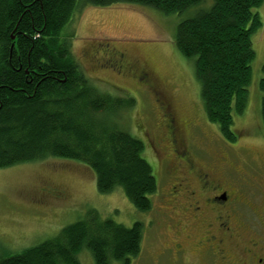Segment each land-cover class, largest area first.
Masks as SVG:
<instances>
[{"label": "trees", "instance_id": "16d2710c", "mask_svg": "<svg viewBox=\"0 0 264 264\" xmlns=\"http://www.w3.org/2000/svg\"><path fill=\"white\" fill-rule=\"evenodd\" d=\"M205 1L0 0V169L49 158L76 160L94 171L101 194L121 188L139 211H151L158 181L143 157L145 143L117 122L134 102L90 85L62 30L86 5L136 3L182 14ZM263 4L212 0L210 8L182 21L175 37L181 54L195 59L207 121L231 143L239 139L234 115L248 105L252 37L263 25L256 10ZM259 88L264 92V78ZM261 114L264 122V97ZM142 237L141 222L126 227L92 209L58 236L0 257V264H79L84 249L94 264H132Z\"/></svg>", "mask_w": 264, "mask_h": 264}, {"label": "rangeland", "instance_id": "374dc122", "mask_svg": "<svg viewBox=\"0 0 264 264\" xmlns=\"http://www.w3.org/2000/svg\"><path fill=\"white\" fill-rule=\"evenodd\" d=\"M211 5L212 0H206L182 14H165L147 5L120 3L109 7L86 5L75 13L62 30V38L67 40L75 61L99 93L133 100V107L120 114L117 122L121 129L145 143L143 157L153 168L158 192L152 197L151 211L143 212L121 188L101 194L94 171L76 160L49 158L0 169V257L21 253L58 236L63 228L83 219L93 209L102 219H112L126 227L136 222L143 224L141 252L132 264H174L171 252L164 250L172 232L163 227L159 213L169 202L165 194L167 179L162 164L155 162L149 151V137L159 135L165 128L158 107L163 101L145 86L137 85V79L131 75L124 77L118 75L120 69L113 70L109 61L116 53L126 52L132 60L153 69L165 88L164 98L169 99L168 94L176 114L193 123L192 143L206 153L202 157L199 154L198 163L204 167L220 166L222 153L218 150L225 149L232 156L223 167L251 171L264 180V92L259 88L264 78V4L256 10L263 25L252 37V82L244 114L234 115L233 129L239 138L234 143L222 136L216 124L207 121L195 59L186 58L175 45L179 24ZM167 114L171 118V110L165 111L164 117ZM78 262L94 264V259L84 249Z\"/></svg>", "mask_w": 264, "mask_h": 264}, {"label": "flooded vegetation", "instance_id": "af4514ba", "mask_svg": "<svg viewBox=\"0 0 264 264\" xmlns=\"http://www.w3.org/2000/svg\"><path fill=\"white\" fill-rule=\"evenodd\" d=\"M109 62L115 72L121 70L118 75H131L137 85L163 101L158 107L165 128L149 137V151L162 164L167 179L169 202L159 213L163 227L172 232L164 248L171 252L170 260L174 264H264L263 176L223 167L232 156L225 149L218 150L220 166L198 163L199 154L206 153L192 143L193 123L176 114L168 94L169 99L164 98L165 88L153 69L126 52L113 54ZM170 110L171 118L164 117Z\"/></svg>", "mask_w": 264, "mask_h": 264}]
</instances>
